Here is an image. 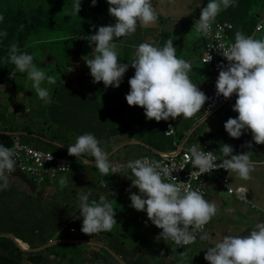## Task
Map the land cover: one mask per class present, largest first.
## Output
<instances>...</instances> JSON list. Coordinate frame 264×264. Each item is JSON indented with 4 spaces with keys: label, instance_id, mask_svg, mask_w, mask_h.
<instances>
[{
    "label": "clouds",
    "instance_id": "9594fccd",
    "mask_svg": "<svg viewBox=\"0 0 264 264\" xmlns=\"http://www.w3.org/2000/svg\"><path fill=\"white\" fill-rule=\"evenodd\" d=\"M80 2L81 0H77L73 6L76 14L80 11ZM107 3L109 5L108 14L115 19V23L114 25L101 26L94 35L88 36L89 46L94 44L95 47L91 58H83L90 70L93 83L102 82L105 88L109 86L118 88L125 72L132 67L135 71L128 80L129 92L125 96L129 107L143 108L145 117L156 122L176 120L178 117H183L185 120L196 117L208 100L209 94L206 96L200 91L197 84L192 82L189 76L192 65L189 61L177 57V49L173 46L172 38L168 39L163 47L154 46L151 43H141L135 47L130 63L121 64L118 62L120 59L116 51L115 39L134 34L138 25L148 28L157 24L158 14L152 0H107ZM95 4L96 0H92V6ZM232 6H234V0H209L206 6L201 9L199 19L193 25L195 32L208 36L217 15ZM6 35V32L0 33V36ZM219 50L228 65L219 71L215 82L216 95L222 96L226 101L234 95L237 97L232 111L238 115L236 118H229L226 121L223 126L224 130L233 139H239L245 131H250L252 142L262 145L264 144V39H255L237 31L235 42L229 45L221 44ZM33 59L31 54L22 52L15 43L12 44L6 58L7 63L14 65L10 79L17 72L26 73L37 97L45 104H49L52 102L50 91L42 85L45 81L49 85H54L56 79L52 75H47L33 62ZM211 59L212 57L207 52L203 63L207 64ZM205 113L203 119L207 120L209 117L206 118V116L209 112L205 111ZM202 115L203 110L199 116L192 119L188 130L179 134L180 138L172 123L170 124L173 125L176 135L175 137L166 136L169 125L167 124L164 134L165 138L172 142V149L169 151L153 150L143 155L136 154L133 157H122L117 160L118 157H109V153L100 146L101 142L93 134L85 133L77 136L75 143L67 147L69 156L81 159L59 158L79 163L74 169L95 170L98 174V186L102 189L107 187V180L119 181L130 175L128 179L131 180V187L139 190V195L131 194L129 196L130 206L137 212H146L148 221L157 229L162 230L156 237L157 240L163 239L166 243L174 244V249L178 252L185 251L196 246L197 243L200 244V241L209 240L207 232L212 230L213 217L217 215V206L208 200L215 201L214 198L222 194V191L210 193L204 199L199 190H193L185 183L176 181V178L171 175L176 168L165 166L160 161L148 158L173 151L174 142L182 140L187 134L188 139L196 143L209 142L208 138L202 139L200 135L189 131L199 122ZM12 137L13 139L18 137L23 143L31 146L21 136ZM209 140L211 142V138ZM214 146L215 142L213 148ZM244 146L251 148L252 144L248 143ZM220 152L222 162L217 164L218 157L213 152H205L201 150L200 145H192L188 149L189 155L186 157L191 161L192 166L198 169V172L192 173V175L199 177L201 174L209 173L215 169H224L228 174L235 173L240 180L249 181L252 179L251 173L254 171V164L250 151L233 155V148L225 144L220 147ZM51 153L48 160L52 159ZM16 156L15 148L0 145V191L8 190L10 184L15 186L19 182H26L15 171ZM119 162L127 163L124 167L129 169L130 173H124L120 178L115 179L110 175L118 174L120 168L111 163ZM74 169L68 176H61L58 180L61 189L67 187V177L74 172ZM60 170L69 171L65 166H62ZM51 171L55 173L56 170ZM28 183L33 189L36 188L30 182ZM237 188L246 190L247 203L240 202L235 196L229 197L234 198L241 205H247L256 210V206L251 204L252 197L248 199L249 190L243 187ZM90 195V191L78 193L79 215L71 219L63 228L64 233L74 237L79 232L75 226L82 223L80 231L83 234L89 237H99V233L109 232L117 225L114 219L113 203L109 196L101 195L97 202L90 201ZM210 196L214 198L212 199ZM73 220H75L74 223ZM209 222L210 225L204 231ZM71 225L77 230L74 234L68 232ZM197 233H201V235L193 243ZM15 243L19 246L18 240H15ZM91 243L90 239L81 242L82 246H90ZM61 244H77V241L53 239L48 241L43 248ZM189 244L191 245L187 246ZM20 248L23 251L31 250L29 246ZM204 260L208 264H264V222L257 223L246 236H224L220 242L206 250Z\"/></svg>",
    "mask_w": 264,
    "mask_h": 264
},
{
    "label": "crops",
    "instance_id": "0c3cea01",
    "mask_svg": "<svg viewBox=\"0 0 264 264\" xmlns=\"http://www.w3.org/2000/svg\"><path fill=\"white\" fill-rule=\"evenodd\" d=\"M163 4L157 5L160 7ZM164 6V5H163ZM172 15H176L174 13L176 8H171L170 10ZM162 13V12H161ZM158 15V22L155 26L144 28L141 26V42L140 43H151L154 46L163 47L164 42L168 39L172 38L171 34L179 33L180 35L190 34L187 37L186 43L183 40L174 41L173 46L177 49V57L185 59L189 61L192 65V70L189 73V76L193 83L197 84L200 91H202L206 96L210 92V85L213 80V73L207 65H203L199 62V56L201 53V45L202 41L198 34L195 32L194 28V20L193 16L190 18L191 22L188 21V18L179 19L177 17H167L166 14H163V17ZM166 16V18H165ZM260 17V16H259ZM259 21V20H258ZM162 25V36H159L158 39H155L156 33L158 32V27ZM193 31V34H191ZM128 42L134 39H131L132 35L126 36ZM140 38V36H138ZM190 38V39H188ZM173 39V38H172ZM188 40H191L190 47H186L187 52H184L182 48L185 45H188ZM117 45L119 40L114 41ZM118 46V45H117ZM118 53V58L120 59L118 62L121 64L130 63L133 59L134 52L119 50L116 48ZM93 50L91 52H85L82 50V46H75L73 54L69 57L67 62L66 69H62L59 67L61 64V60L57 57H52V61L48 64H53L49 66L52 70L51 75L57 79L59 86L56 81L55 86H42L46 87L50 91V99L51 103L45 104L41 101L34 89H32L31 85H27L26 89L21 91L20 87L15 89L11 86H0V132L8 131L9 135L12 136H21L23 137L25 130L28 131L26 127L20 130L18 128L19 123H15L14 120L17 117H24L26 121V125L29 122L30 124V132L34 135L46 134L50 136V134H54L52 137H56V141L54 144L56 146H61L67 148L72 145L76 141L77 135H72L71 132L78 130L77 134H85L80 129H86L89 127L86 125L87 122H90L94 125L90 118H93L95 122L98 123V118L102 119L103 125L102 127L106 131H101L100 134L106 133L105 137L100 141V146L109 153V157H118L119 158H127L130 156H136V154H145L149 151L153 150H162L167 145L165 140H160L162 135L165 133L167 124L172 123L177 130L178 135L182 134L186 130H188L189 126L192 124V119L196 118L200 115V113L192 118L185 120L183 117H178L176 120L169 119L168 121H160L156 122L155 120H148L144 115V109L140 107H129L126 103L125 96L129 92L128 80L125 79L124 86L120 85L118 88H122V86L126 89L125 94H117V91L111 92L112 96L100 94L98 91V84L93 83L92 77L90 76V70L86 66L84 57L91 58ZM49 59V58H46ZM133 69L130 67V70ZM129 70V71H130ZM128 71V70H127ZM128 73L130 74V72ZM134 69L132 71V76L134 75ZM49 74V72H47ZM25 76V73H23ZM125 76V74H124ZM123 76V77H124ZM21 86V85H18ZM102 86L103 83H102ZM22 94V95H21ZM7 95V96H6ZM87 96L90 98L89 100H84L81 96ZM6 96V97H5ZM236 96L234 97V101H227L224 105L221 106L217 112L220 114V109L225 108L226 113L231 114L232 108L235 104ZM8 103V104H7ZM98 103H103L98 105ZM24 108L19 107L20 105ZM13 106V109L10 110V107ZM50 111H53L54 117L60 122V126L62 128L55 129L53 124L46 123V120L50 119L49 117L52 114ZM92 112V113H90ZM98 113L99 116L96 117L95 114ZM235 113V112H234ZM92 116V117H91ZM217 115L213 116V121H217ZM14 117L13 121L12 118ZM41 123V125H39ZM99 124V123H98ZM132 126V127H131ZM98 125L95 126L97 129ZM216 126L214 125L209 128V131L200 135L202 139L210 138V136L206 135L210 133ZM38 130V131H37ZM91 131H88L90 133ZM91 134L97 135L96 131L91 132ZM251 135L250 131H245L241 137L240 141L246 140L248 143H251L250 139H247L248 136ZM252 144V156L251 159L260 155V153H264V144L259 147L253 142ZM33 146L34 144L31 143ZM214 153L218 157L220 161H222V154L220 152L219 145L216 144L214 146ZM246 152L245 150H241L240 154ZM263 158L262 161H252L254 164V169L258 174L264 173V154L261 155ZM91 158V157H87ZM262 169V170H260ZM130 175L125 176L123 179L119 181L115 180H107L104 189L98 186L96 191L91 187L90 189H86L84 192H91L89 197L90 201L95 200L99 202V197L101 195L109 196V199L112 200L115 217L117 225L109 231L110 234L119 236L121 242H111L105 236H90V247L87 248L85 246L81 247V250H90L93 252L95 256V260H97V264H133L138 260L139 264H152L151 261H155L154 264H189L191 260L194 258L204 256L206 254V250L209 247L215 245V242H201L198 247H191L185 251L178 252L174 248V244L166 243L163 239H160L159 242H145V235L148 231H152L156 234L154 237L156 238L159 233L162 231L157 229L150 221L147 219L146 212H137L133 209L130 204L131 201L129 196L131 194L139 195V190L131 187V180L128 179ZM230 185L232 188L243 187L251 193V197L262 198L264 197L261 192L255 189V187H251L247 185L244 181L238 182L235 173H229ZM264 183V179H262ZM238 182V183H237ZM130 189V191H128ZM130 193L128 195L127 193ZM20 193V192H18ZM110 193V195H109ZM22 194V193H21ZM128 195V196H126ZM214 198L210 196V198H214L215 201L209 199L210 203L221 204L224 206L229 201L239 203L234 198L224 197L222 194L216 196ZM255 205L254 203H252ZM262 204V202H261ZM73 207L78 208V204L71 205ZM247 206V205H245ZM244 206V207H245ZM256 206V212H264V205L258 208ZM249 211V210H248ZM219 210L217 208V214ZM250 212V211H249ZM254 213V212H253ZM79 215V213L77 214ZM261 215V214H260ZM238 217L244 220V214L241 212L238 213ZM253 217H256V214H253ZM262 222H264V213L261 215ZM214 223L212 227L213 233H227L228 225L221 224L220 220H217V217L214 216ZM240 226V227H239ZM231 230H234L231 227ZM236 230L243 236L248 235L252 229H248L244 222L237 225ZM248 230V231H247ZM127 232V233H126ZM233 232V231H232ZM141 233V234H140ZM122 237V238H121ZM141 238V245H137L135 243L136 238ZM20 242V241H18ZM150 243V244H149ZM24 244V243H23ZM154 245V246H153ZM27 246V245H26ZM148 246H152L147 248ZM44 246H40L43 248ZM159 248L160 251L154 250L152 248ZM106 250L110 251V255L114 258V260L110 257H107ZM194 252V255L189 254L188 252ZM108 252V251H107ZM145 252L144 256H141V253ZM160 253V254H159ZM183 253V255H181ZM98 255V256H97ZM117 261L115 263L114 261ZM195 264L197 263L194 261Z\"/></svg>",
    "mask_w": 264,
    "mask_h": 264
},
{
    "label": "trees",
    "instance_id": "16d2710c",
    "mask_svg": "<svg viewBox=\"0 0 264 264\" xmlns=\"http://www.w3.org/2000/svg\"><path fill=\"white\" fill-rule=\"evenodd\" d=\"M39 1L40 2L36 4L33 0H0V17H2V19H0V33H7L6 36H0V86L16 87L18 86V78H23L24 76L23 73L17 72L16 75L10 79V73L14 70V65L7 63L6 58L8 56V50L12 44L15 43L22 52L31 55L35 49L44 50L45 52H41L44 53V58L46 61L45 63L51 62L53 56L57 57L60 55H63L65 60L68 62L69 57H71L73 54L75 46H78V42L75 39L77 37L88 38V36H85L82 33H75L76 26L79 24L80 17L82 15V0L80 2V11L77 14L75 11H72L74 4H72L70 0H63L61 3H55L54 0ZM155 1L160 2L162 0ZM256 1L258 2V0ZM206 2L208 3L207 0ZM257 4L259 3H256V5ZM97 6H100V10H102L104 9L105 5L103 3L101 5L97 4ZM238 7L232 6L221 11L217 15V19L226 21L229 20L232 25L234 24L232 22L233 20H243L246 12ZM233 10L234 12H232ZM194 16L195 13L193 17ZM256 17L257 21L252 25L250 30H248V34L252 33L259 20V15ZM80 24L83 25L81 22ZM231 32H234V26L230 33ZM53 33L57 34L51 36ZM42 36L45 38L42 39ZM198 37H200L199 34ZM49 46H53L55 50L51 51ZM200 47L201 56L204 49L203 41ZM33 62L36 63L35 60H33ZM43 66L46 68L44 64ZM49 75H51V73H49ZM98 85L99 86L97 89L100 91V94H109V96H112L111 92L114 91H117L115 95L126 93V89L124 88L125 86H122V88H114L111 86L105 88L102 86V82H100ZM81 97L84 100L90 99L84 95ZM101 104L103 103H98V105ZM50 112L52 114H50V119L46 120L47 125L50 123L54 125L55 129L62 128L59 124L60 122L56 119V117H54L53 111ZM99 127H101V125ZM29 132L25 130V133L27 134L23 135L21 138L23 140L30 139V141H33V143L39 144H34L35 147H43L45 151H50L58 157H68L77 160L81 159L69 156L67 153V148L63 146H56L54 144L56 137H52L54 134L51 133L50 136H47L46 134L34 135ZM105 134L106 133L102 132V134H98L95 137L101 141L105 137ZM178 137L180 138L179 135ZM160 140H165V134L162 135ZM12 144L13 137L8 134V131L0 132V145L10 148ZM28 144H31V142ZM171 149L172 142L167 143L163 151H169ZM77 170L78 169H74V172ZM12 195L18 197L24 196L23 194L18 193V191L11 184L8 190L0 191V199ZM24 199L27 200V204L29 206L26 213L27 219H30L32 223L37 222L38 225L33 227L32 230L28 231V233H30L29 237L20 235V238L15 237L11 239L8 236H0V264H76V258H78L80 261L79 264H86L85 258L83 257V252L81 251V242L88 241L89 236L83 234L80 231L82 223L81 225L75 226L78 228L79 232L74 237L63 232V228L71 221V219L77 216L79 209L70 205L59 206L58 204L53 203H50L48 206H42L40 203H37L36 199L26 195ZM61 232L63 236L60 239H57L59 238L58 235ZM99 235L102 237H107L111 242H121L119 236L112 235L109 232H101ZM53 239L60 241L75 240L77 241V244H61L43 249H37L40 246H45L48 241ZM15 240L24 243L25 246H29L31 250L23 251L20 246L15 243ZM152 249V251L161 250L157 247ZM106 254L107 257H110L114 260V258L110 255L109 250H106ZM114 262L117 263L116 260ZM153 263H156L155 258L154 261H152V264ZM133 264H139L138 260ZM158 264L161 263L158 262Z\"/></svg>",
    "mask_w": 264,
    "mask_h": 264
},
{
    "label": "rangeland",
    "instance_id": "374dc122",
    "mask_svg": "<svg viewBox=\"0 0 264 264\" xmlns=\"http://www.w3.org/2000/svg\"><path fill=\"white\" fill-rule=\"evenodd\" d=\"M34 3L38 4L40 1L39 0H33ZM55 3L58 2H62L63 0H54ZM65 1V0H64ZM202 4L200 5L201 8L205 7L207 2L206 0H201ZM209 2V0H207ZM70 2L72 4H75L77 2V0H70ZM83 3V7L81 5V11H82V15L80 17V22L83 24L81 25L80 22L79 24H77L76 29H75V33H79V34H84L85 36H91L94 35L96 33V30H98L99 27L101 26H108V25H114L115 23V19L113 17H111L108 14V8L109 5L107 3V0H96V4L95 6H92V0H82ZM104 3V9L100 10V6ZM256 3H259L256 5ZM152 4L157 12V14H166L167 17L171 16V17H177L179 19L182 18H188V21L191 22L190 18L194 15V13L196 12V6H195V0H162L160 2H156L155 0H152ZM159 4H163L160 7H158L157 5ZM239 6V7H238ZM233 7H238L241 10H243L245 13L244 15V19H240L239 21H235L233 20L232 22L234 23V32L230 33L231 39L235 40V33L237 31H241L243 32L244 35L248 34V30H250V28L252 27V25L254 23H256L257 21V15H259V19H261L262 22V31L260 33H256L254 34V38L255 39H264V0H258V2L256 0H234V6ZM171 8H176L174 9L176 13V15H172L170 10ZM107 9V10H106ZM74 11V8L73 10ZM103 11V12H102ZM162 12V13H161ZM234 12V10L232 11ZM162 15H160V17H163ZM165 16V18H166ZM242 17V16H241ZM221 20V19H220ZM229 21V20H228ZM192 23V22H191ZM231 23V22H230ZM242 23V25H241ZM162 25L158 27V32L156 33L155 39H158L159 36H162ZM57 33H53L51 36L56 35ZM193 34V31L192 33ZM172 38L174 41H180L183 40L185 43L187 41V37L190 36V34H184L183 37L182 35H180L179 33H174L171 34ZM194 35V34H193ZM58 36V35H57ZM138 36H140V38H138ZM187 36V37H185ZM43 37V36H42ZM191 37V36H190ZM45 37H43L42 39H44ZM131 39H134L128 42L127 37H121V38H117L114 41L119 40V43L117 44V48L121 51V50H125V51H135V47L138 46L139 44H141V26L138 25L137 26V30L134 34H132V37H130ZM192 38V37H191ZM190 39V38H188ZM78 42V46H82V50L85 52H91V50L94 49L95 45H91L89 46V40L87 38H81V37H77L75 39ZM165 43V42H164ZM191 45V40H188V45H185L182 50L184 52H187L186 47H190ZM40 46H48V45H40ZM50 50L53 51L55 50V48L53 46H49ZM44 50H39V49H35L32 56H33V60L36 61V65L43 69L46 74L47 72L51 73L52 70L49 68V66L53 65V64H48L45 63V58H44ZM59 60H61V64L59 65L60 68L62 69H66L67 66V60H65V57L63 55L57 56ZM43 64L45 65L46 68H44ZM132 72V71H131ZM128 73V71L125 72V76L122 79V82L120 83V85L124 86L125 83V79H130L132 77V74ZM49 75V74H47ZM57 81V79H56ZM17 84L21 85V86H16L14 87L15 89H17L18 91V87H20L21 91H23L24 89H26L27 85H31V81H29L27 79V74L25 73V76H23V78H18L17 80ZM58 84V81H57ZM56 83L54 85H49L47 84V82L45 81L44 84L42 86H55ZM56 86H59L56 85ZM104 95V94H103ZM7 96V95H6ZM5 96V97H6ZM234 97L235 95L230 98L229 102L234 101ZM226 101V102H227ZM225 102V103H226ZM224 103V104H225ZM8 104V103H7ZM223 104V105H224ZM20 105V104H19ZM222 105V106H223ZM21 108H24L23 106H19ZM225 107V105L223 106ZM221 108L220 109V114L216 111L211 117H209L207 120H203V121H199L197 122L193 127L190 128V132H195L196 135H203V133L207 132V130L209 128H211L212 125H214V127L216 126V128H214L210 133H208L206 135L210 136L211 141L215 142V145L218 144L219 148L222 145H230L233 148V155L236 154H240L241 150H245L246 152L250 151L252 152V147L248 148L244 145L248 144V141L243 140L240 141V139H233L230 138L228 136V134L225 132L224 130V124L226 123V121L229 118H236V116L238 115L237 113L232 112L231 114L226 113L225 108ZM13 109V106L10 107V110ZM92 113V112H90ZM198 115V114H197ZM217 115V121L214 123L213 121V116ZM96 117L99 116L98 113L95 114ZM92 117V116H91ZM14 117L12 118L11 121H13ZM16 120H14L15 123H19L18 128L23 129L24 127H26L28 129V131H30V124L29 122L26 125V121L24 117H17L15 118ZM92 123L94 125H92L90 122H87L86 125H88L89 127H87L86 129L81 128L80 130L84 133H88V131L91 132H95L98 134L101 133V131H106L104 130V128L102 127L103 125H101V123H103L102 119H100V116L98 118V123L95 122V120L93 118H90ZM39 125H41V123H39ZM97 129L95 128V126H97ZM101 125V127H99ZM101 129V130H100ZM38 131V130H37ZM78 130L76 131H72L71 134L72 135H77L79 136L80 134H77ZM90 132V133H91ZM41 132H39L40 135ZM25 135V134H24ZM94 136H96L95 134H93ZM27 136V135H26ZM248 136V135H245ZM28 138V137H27ZM33 138L35 139V137L33 136ZM29 139V138H28ZM247 139L251 140L252 142V136L249 135ZM26 143H33V141L29 140H24ZM208 141L210 142V140L208 139ZM170 140H166L165 143H170ZM36 145H39L37 143H33ZM32 146V145H31ZM258 147L260 145H257ZM32 147H35L34 145ZM35 148L38 149H43L42 147H38L36 146ZM214 151V149H213ZM264 154V153H263ZM262 153H260V155H257V157L253 158L254 160L252 161H262L263 158L261 157V155H263ZM264 168V166L262 167ZM262 170V169H260ZM252 179L249 181H244L247 185L251 186V187H255L256 190H258L259 192H261V194L264 195V183L262 181V179H264V173L262 174H258L255 169L254 171L251 173ZM68 178V185L67 187H65L64 189L60 188L59 185V181L58 184L55 188H35L33 189L30 184L26 181V182H19L17 185H15V189L22 193L24 196H9L3 199H0V236L4 235V236H12L13 238L17 237L20 238V235L25 236V237H29L30 233H28L29 230H32L33 227H36L38 225L37 222H31L30 219H27V208L29 207L27 204V200L24 199L25 195L32 197L33 199H36L37 203H40L42 206H48L50 203L53 204H58L59 206H65V205H74V204H78V193H80L81 191H85L86 189H90L91 187L93 188L94 191H96L97 188V183H98V174L95 170H90V169H81V170H77L76 172H74L71 176L67 177ZM238 182L240 184V182H242L243 180L238 179ZM237 182V183H238ZM38 191H40V193H37ZM128 195H130V193H127ZM126 195V196H128ZM222 195L224 197L227 198H232L227 196L225 193H222ZM264 205V197L262 198V200L260 198H255L253 199V201L251 202L254 203L255 205L258 206V208L262 207V204ZM219 212L216 215L217 220H220V223L223 225H228L227 228V233L221 234V233H213L212 230H209L207 233L209 235V240L207 241H200V242H215L218 243L222 240V238L224 236L227 235H233V236H243V234L241 235L237 230L236 227L237 225L241 224V222H244L246 227H248V229H253L255 227V225L257 223H262V213L264 212H256L254 209H252L249 206H245L241 205V204H237L234 202L229 201L228 203H226L224 206H222L221 204H217L216 205ZM250 212H249V211ZM241 212V214H244V220L241 219L240 217H238V213ZM256 214V217H253L254 213ZM29 213V212H28ZM261 214V215H260ZM231 227L234 228V230H231ZM240 227V226H239ZM233 231V232H232ZM248 231V230H247ZM127 233V232H126ZM141 234V233H140ZM156 234H154L152 231H148V233H146L144 239L145 242H159V240H157L154 236ZM63 236L62 232L58 235L60 239ZM245 236V235H244ZM95 237V236H93ZM138 242H143L141 241V238H136L135 243L137 245H141L138 244ZM149 243V244H150ZM201 244V243H200ZM199 243L196 244V246L194 247H198L200 245ZM20 246V245H19ZM154 246V245H153ZM21 247V246H20ZM83 247V246H81ZM87 248H89L90 246H85ZM152 247V246H148L147 248ZM83 252V257L85 258V263L86 264H97V260H95V256L93 254V252H91L90 250H81ZM191 255H194V252H188ZM146 253L143 252L141 253V256H144ZM208 264L207 261L204 260V256H200L197 258L193 257V260H191L189 262V264ZM80 261L78 260V258H76V264H79ZM152 263V261L150 262ZM154 264V263H153ZM171 264H173L171 262Z\"/></svg>",
    "mask_w": 264,
    "mask_h": 264
},
{
    "label": "built area",
    "instance_id": "2783aa9c",
    "mask_svg": "<svg viewBox=\"0 0 264 264\" xmlns=\"http://www.w3.org/2000/svg\"><path fill=\"white\" fill-rule=\"evenodd\" d=\"M201 0H195L196 12L193 17L194 22L199 19L200 11H201ZM264 18V17H263ZM233 29L232 23L226 20H218L217 17L212 25L211 33L208 36L200 35L201 41L204 42V49L199 58V62L203 65H207L210 67L213 73V80L211 83V91L209 93L208 100L203 106V115L201 120H204L203 117L206 115L205 111L209 112L206 116L208 118L211 113L216 111L226 100L222 96L216 95L215 90V82L217 80L219 71L222 68H226L228 62L222 56L221 51L219 50L220 45H229L234 43L235 40L230 38V31ZM262 22L261 19L257 22L255 28L252 33L246 35L254 38V34L260 33L262 31ZM222 50V49H221ZM209 53L212 57L211 61L207 64H204L205 54ZM205 118V119H206ZM167 137H175V130L173 125L169 124L167 126ZM200 145L201 150L205 152H213L214 142H204V143H196L188 139V134L185 137L173 144V151L169 153H161L156 157L148 158L150 160L160 161L163 165L169 166L172 168H176L172 171L171 175L176 178V181L183 182L187 186H190L193 190H199L204 199L215 191H222V193L227 194L228 196H235L237 200L240 202L247 203V192L242 188L234 189L230 185L229 174L224 169H215L210 171L209 173L201 174L199 177L196 175H192V173L198 172V169L192 166V163L186 157L189 155L188 149L192 145ZM10 148H15L17 152L16 159V167L15 171L18 176L24 178L27 182H30L36 188H54L56 186L57 181L61 176H68L73 169L79 165V163L74 162L72 160H68L66 158H59L51 153L52 159L48 160L50 152L43 151L39 149H35L25 143H23L20 138H14L13 144ZM147 158V157H146ZM141 159V158H140ZM222 161L217 159L216 163L219 164ZM115 167H119L120 171L118 174H111L110 176L117 179L120 178L124 173H130V170L124 167L127 163H111ZM80 165H82L80 163ZM65 166L69 169V171H61L60 168ZM180 168H183L182 170ZM51 170H56L55 173ZM12 173L10 174V176ZM9 176V177H10ZM170 182V181H166ZM75 220H73V223ZM210 225V222L205 226L204 231H206L207 227ZM68 232L74 234L77 230L71 225ZM201 233L196 234L195 243ZM192 243V244H193ZM191 244L187 245L190 246ZM180 246V247H187Z\"/></svg>",
    "mask_w": 264,
    "mask_h": 264
},
{
    "label": "bare ground",
    "instance_id": "6f19581e",
    "mask_svg": "<svg viewBox=\"0 0 264 264\" xmlns=\"http://www.w3.org/2000/svg\"><path fill=\"white\" fill-rule=\"evenodd\" d=\"M19 245L22 246L23 248H27L23 243L19 242Z\"/></svg>",
    "mask_w": 264,
    "mask_h": 264
},
{
    "label": "water",
    "instance_id": "95a60500",
    "mask_svg": "<svg viewBox=\"0 0 264 264\" xmlns=\"http://www.w3.org/2000/svg\"><path fill=\"white\" fill-rule=\"evenodd\" d=\"M248 199H251V193H250V195L248 196ZM8 237L11 238V239H13L12 236H8Z\"/></svg>",
    "mask_w": 264,
    "mask_h": 264
}]
</instances>
